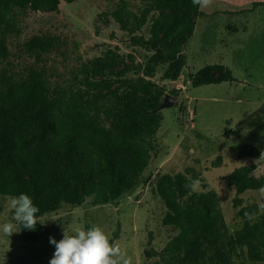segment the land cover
Segmentation results:
<instances>
[{"label":"rangeland","instance_id":"1","mask_svg":"<svg viewBox=\"0 0 264 264\" xmlns=\"http://www.w3.org/2000/svg\"><path fill=\"white\" fill-rule=\"evenodd\" d=\"M121 7L123 21L114 14ZM201 10L204 15L192 16L194 30L181 37L185 62H161L149 76L166 88L160 104L164 119L157 131L158 152L150 153L149 165L131 189L113 202L95 203L89 196L81 204L63 203L60 209L39 216L43 232L34 241L23 240L21 225L11 237L0 231V264H49L55 252L50 237L59 241L64 228L71 234L92 225L100 226L110 241H118L133 264H153L159 258L156 253L176 234L163 223L168 206L156 191L166 173L199 179L197 191L216 192L229 233L242 228V209L252 207L248 212L257 213L255 220L264 213L258 208V189L237 194L229 183L235 168H256L258 157L250 151L264 149V110L260 109L264 103V2L212 0ZM134 14L146 18L140 28L130 22ZM158 14L143 0H75L62 2L55 11L15 8V27L8 35L11 55L2 66L8 75L26 74L36 62L23 45L32 35L46 31L64 40L45 61L53 81H73L82 62L103 57L108 48L123 55L115 71L124 77L145 75L147 62L156 52L151 40ZM167 55L163 52L158 57ZM211 63L226 65L233 78L214 82L218 72L198 73ZM201 79L206 83H200ZM169 96L177 100L162 107ZM141 100L142 96L130 102ZM253 173L264 176V167ZM11 197L0 195V225L12 221ZM237 251L232 255L234 264H264L252 260L246 250Z\"/></svg>","mask_w":264,"mask_h":264},{"label":"trees","instance_id":"2","mask_svg":"<svg viewBox=\"0 0 264 264\" xmlns=\"http://www.w3.org/2000/svg\"><path fill=\"white\" fill-rule=\"evenodd\" d=\"M73 1L0 0V195L29 194L40 209L38 216L63 203L81 204L89 196L95 203L113 202L131 189L149 165L150 153L158 152L157 131L164 119L160 104L166 88L149 76L161 62H185L181 37L194 30L193 14H205L192 0H143L159 12L148 76H122L114 68L123 55L108 48L103 57L82 62L73 81H53L45 61L64 40L46 31L23 45L36 63L24 75H8L2 62L11 55L8 35L15 27V8L55 11L62 2ZM114 14L124 20L122 7ZM145 21L135 14L130 20L133 28ZM163 52L168 55L158 57ZM210 71L219 74L214 82L233 78L223 63L207 64L198 73ZM140 96V102H130ZM260 151L249 154L259 157ZM253 170V165H241L229 174L237 194L264 187V176ZM189 181L183 173H166L158 180L156 191L168 206L163 223L176 234L153 264H234L237 249L264 261V213L255 221L245 218L241 229L229 233L218 194L193 192L185 187ZM248 209L252 207L241 214ZM20 230L23 240L34 241L43 225L38 222L35 230L21 225Z\"/></svg>","mask_w":264,"mask_h":264},{"label":"clouds","instance_id":"3","mask_svg":"<svg viewBox=\"0 0 264 264\" xmlns=\"http://www.w3.org/2000/svg\"><path fill=\"white\" fill-rule=\"evenodd\" d=\"M194 6L203 9L211 5L212 0H192ZM264 136V133L261 134ZM256 168L253 172L264 167V149L255 159ZM200 185L199 179H190L185 187L195 192ZM261 201L258 208L264 211V187L258 190ZM8 206L12 210V221L0 225V231L8 237L17 233L16 228L22 225L23 229L35 230L40 222L39 207L34 204L32 197L27 193H20L12 196L8 201ZM248 221H255L257 213L245 212ZM14 221V222H13ZM42 223V222H40ZM50 243L55 246V252L49 264H133V258L122 251L118 241H110L105 231L97 225H92L87 229L77 228L71 234L64 228L62 239L57 241L55 237L49 238Z\"/></svg>","mask_w":264,"mask_h":264},{"label":"water","instance_id":"4","mask_svg":"<svg viewBox=\"0 0 264 264\" xmlns=\"http://www.w3.org/2000/svg\"><path fill=\"white\" fill-rule=\"evenodd\" d=\"M177 100V97L169 96V100L166 103H163L162 107L170 106ZM262 110H264V103L261 105Z\"/></svg>","mask_w":264,"mask_h":264}]
</instances>
